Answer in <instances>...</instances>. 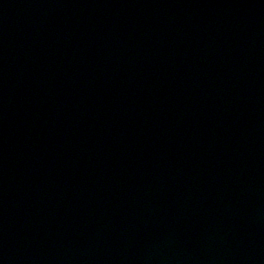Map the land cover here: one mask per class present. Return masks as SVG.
Instances as JSON below:
<instances>
[{
	"label": "water",
	"instance_id": "95a60500",
	"mask_svg": "<svg viewBox=\"0 0 264 264\" xmlns=\"http://www.w3.org/2000/svg\"><path fill=\"white\" fill-rule=\"evenodd\" d=\"M0 264H264V0H0Z\"/></svg>",
	"mask_w": 264,
	"mask_h": 264
}]
</instances>
